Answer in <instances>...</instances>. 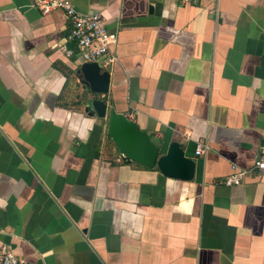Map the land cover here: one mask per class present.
<instances>
[{
    "label": "crops",
    "instance_id": "0c3cea01",
    "mask_svg": "<svg viewBox=\"0 0 264 264\" xmlns=\"http://www.w3.org/2000/svg\"><path fill=\"white\" fill-rule=\"evenodd\" d=\"M71 1L118 36L108 108L194 176L123 161L64 14L0 0V244L25 264H264V173L222 183L264 150V0Z\"/></svg>",
    "mask_w": 264,
    "mask_h": 264
},
{
    "label": "water",
    "instance_id": "95a60500",
    "mask_svg": "<svg viewBox=\"0 0 264 264\" xmlns=\"http://www.w3.org/2000/svg\"><path fill=\"white\" fill-rule=\"evenodd\" d=\"M77 72L87 88L84 111L107 120V136L113 142L123 161L134 162L145 168H157L164 176L191 180L195 162L186 157L180 144H156L152 135L122 114L108 108L101 96L108 93L110 75L96 63H82Z\"/></svg>",
    "mask_w": 264,
    "mask_h": 264
},
{
    "label": "built area",
    "instance_id": "2783aa9c",
    "mask_svg": "<svg viewBox=\"0 0 264 264\" xmlns=\"http://www.w3.org/2000/svg\"><path fill=\"white\" fill-rule=\"evenodd\" d=\"M180 5L196 4L205 0H177ZM33 8L42 14L60 10L69 24V32L65 38L66 43L73 49L63 45L62 52L67 57H76L82 63H96L102 70L117 63L118 58L113 51L118 36L110 32L103 25L100 12L83 13L78 11L71 0H29ZM195 153H203L200 146ZM264 173V150L254 159L252 169H240L232 166L231 173L223 180L225 186H237L242 183L244 176L250 171ZM0 264H25L24 260L17 258L9 246L0 244Z\"/></svg>",
    "mask_w": 264,
    "mask_h": 264
}]
</instances>
